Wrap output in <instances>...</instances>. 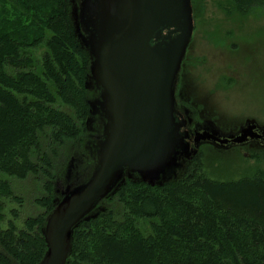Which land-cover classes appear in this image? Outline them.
Masks as SVG:
<instances>
[{"label": "trees", "instance_id": "1", "mask_svg": "<svg viewBox=\"0 0 264 264\" xmlns=\"http://www.w3.org/2000/svg\"><path fill=\"white\" fill-rule=\"evenodd\" d=\"M70 1L0 0V174L10 178L26 180L44 171L33 155L41 153L45 132L51 130L60 144L86 132L91 58L75 33ZM223 2L231 15L264 13V0ZM41 48L46 51L38 61L33 53ZM85 162L94 165L80 159L74 174ZM51 186L41 201L43 214L26 220L22 230L12 222L3 229V200L15 194L0 180V264L44 259V229L55 209ZM114 195L125 207L124 219L101 211L113 196L104 200L75 230L67 264H264V171L219 182L199 167L162 186L126 179Z\"/></svg>", "mask_w": 264, "mask_h": 264}, {"label": "water", "instance_id": "2", "mask_svg": "<svg viewBox=\"0 0 264 264\" xmlns=\"http://www.w3.org/2000/svg\"><path fill=\"white\" fill-rule=\"evenodd\" d=\"M79 7L77 34L90 54L97 94L91 115L102 121L103 139L90 178L68 191L48 218V251L40 264L68 263L75 230L114 196L126 172L162 186L177 178L181 158L190 159L204 143L264 142L255 122L228 137L196 130L194 146L190 133L181 132L176 82L195 28L191 0H81Z\"/></svg>", "mask_w": 264, "mask_h": 264}, {"label": "rangeland", "instance_id": "3", "mask_svg": "<svg viewBox=\"0 0 264 264\" xmlns=\"http://www.w3.org/2000/svg\"><path fill=\"white\" fill-rule=\"evenodd\" d=\"M79 1H70V17L76 34ZM191 2L195 28L176 82L178 108L186 110L187 119L193 122L191 133L194 134L195 128H210L228 137L240 134L243 128L254 122L264 130V13L235 16L224 10L223 0ZM45 51V48L35 51L34 58L40 61ZM89 78L87 91L91 102L97 94ZM60 107L78 120L72 108L61 104ZM91 119L92 115L86 122L85 135L65 140L63 144L55 142L51 130L44 133L41 153L33 155V162L49 172L50 177L44 171L26 180L0 174V180L10 184L16 198L3 200V229L12 222L22 230L26 220L45 212L41 201L49 197V182L56 195V205L75 188L73 179L86 181L92 175L96 165L93 152L103 139V126L99 116L94 117L92 123ZM191 156L182 161L183 169L177 177L189 175L200 167L210 179L232 182L264 171V143L255 140L243 146L226 148L207 142L192 150ZM45 158L50 160V165ZM80 159H92L94 165L86 167V162L80 167L77 165L74 174V166L80 163ZM144 182L153 184L151 180ZM115 196L103 203L101 211L109 209L118 219H124L125 207ZM141 228L150 231L147 223L142 222Z\"/></svg>", "mask_w": 264, "mask_h": 264}, {"label": "flooded vegetation", "instance_id": "4", "mask_svg": "<svg viewBox=\"0 0 264 264\" xmlns=\"http://www.w3.org/2000/svg\"><path fill=\"white\" fill-rule=\"evenodd\" d=\"M81 2V0L79 1ZM177 110H178V113H177V116H176V122H178L180 125H182L183 129L181 130V132L183 133L184 131H187L188 133H190V143L192 146L193 145V139L195 138V131L197 130L198 132H203V131H207V130H212L210 128H207V129H200V128H195V130L193 131L194 134L191 133V126H193V122L189 121L187 118H188V113L186 112V110H180L178 108V102H177ZM102 122V121H101ZM103 126V125H102ZM102 135H103V130H102ZM223 136V135H222ZM223 137H226V136H223ZM256 142H262L264 143L263 141H256ZM231 146V145H230ZM181 161H184V157L181 158ZM126 179H130L132 181H135V182H138V181H141V177L139 175H131L129 174L128 172H126V175H125V178L124 180Z\"/></svg>", "mask_w": 264, "mask_h": 264}]
</instances>
